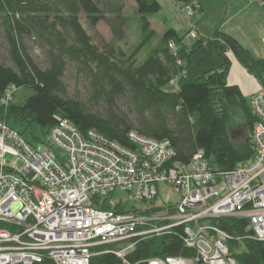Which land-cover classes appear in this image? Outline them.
<instances>
[{
  "label": "trees",
  "instance_id": "trees-1",
  "mask_svg": "<svg viewBox=\"0 0 264 264\" xmlns=\"http://www.w3.org/2000/svg\"><path fill=\"white\" fill-rule=\"evenodd\" d=\"M173 1L184 7L197 2ZM133 2L143 41L126 52L121 44L132 28L131 18L125 13L126 0H0V27L11 63L0 64V100L11 87L17 89L13 101L18 90L33 91L23 105L13 101L7 107L0 104V122L33 146L45 143L61 118L70 121L82 135L95 131L127 148L132 147L129 134L133 131L142 137L169 141L176 160L183 163L203 151L218 173L232 172L251 160L256 118L251 102L238 86L228 84V76L234 56L264 87V59H255L238 40L221 30L211 38L197 36L187 41L188 34L168 28L158 37L148 16L161 13V4L157 0ZM100 23L109 27L111 42L97 35ZM27 39L43 50L45 68L29 54ZM69 66L89 82L98 110L68 97L64 77ZM123 101L127 111L120 106ZM235 109L243 112L250 134L239 146L228 128ZM35 129H40L42 138ZM94 207L126 212L125 204L114 206L110 198ZM165 209L153 207L145 214ZM209 224L232 238L226 244L237 264H264V242L252 238L248 220L217 219ZM5 227L0 223V229ZM135 242V249L127 255L131 263L165 257L193 259L197 255L185 246L183 228ZM115 248L96 249L102 253L90 264H124L113 253ZM34 264L56 263L46 258Z\"/></svg>",
  "mask_w": 264,
  "mask_h": 264
},
{
  "label": "built area",
  "instance_id": "built-area-1",
  "mask_svg": "<svg viewBox=\"0 0 264 264\" xmlns=\"http://www.w3.org/2000/svg\"><path fill=\"white\" fill-rule=\"evenodd\" d=\"M251 1L264 7V0ZM199 9L197 3L188 6V15ZM197 36L193 30L187 41ZM16 90L9 88L0 104L7 107ZM251 109L256 118L253 158L229 173L216 172L203 151L189 163L177 161L169 141L134 131L127 148L95 131L82 135L70 121L58 118L46 142L36 147L0 122V223L6 226L0 229V264L42 263L46 258L56 264H90L102 253L96 249L112 245L124 264H237L226 244L232 238L209 222L248 220L252 238L264 242L263 88L252 97ZM7 156L19 160L23 169L10 165ZM160 185L181 198L164 212L94 207L108 198L114 206L124 204L117 194L153 202ZM175 228H183L184 244L196 251L195 258L128 261L136 240Z\"/></svg>",
  "mask_w": 264,
  "mask_h": 264
},
{
  "label": "rangeland",
  "instance_id": "rangeland-1",
  "mask_svg": "<svg viewBox=\"0 0 264 264\" xmlns=\"http://www.w3.org/2000/svg\"><path fill=\"white\" fill-rule=\"evenodd\" d=\"M157 1L162 6V12L157 15L148 16V20L151 28L158 34V37L161 36L168 28H174L175 30H178L177 32L180 35H183L186 33L189 34L191 31H195V29L200 27L209 37H213L218 30H221L226 34L228 33L231 35L232 33L239 38L241 44L251 52L255 59H264V33L262 35L259 33L261 28L264 26V20L259 19V21H257L255 19L253 10L245 7V5H247L245 0H197L196 3L203 6V12L195 10L194 16H189L187 7L177 5L173 0ZM248 2L254 3L251 0ZM257 7L264 10V7L260 4H257ZM135 10L136 5L133 0H126L125 13L131 18L132 25V28L127 31L125 41L121 44L122 49L126 52L133 50L136 44L139 45L143 41V37L139 31V17L135 14ZM164 21H166V25ZM96 33L107 43L113 40L109 27L104 23H100L97 26ZM95 39L98 40V38ZM25 44L28 47L29 54L35 62L42 68H45L47 66V62L43 50L38 47L33 40L27 39ZM144 55L145 54H142L141 57ZM0 64H4L6 66L11 65L7 56V47L1 27ZM230 71L232 72L228 79L234 80V78H237L232 66ZM64 83L66 84L67 95L69 98L81 101L88 107H94V109L97 108V105H93L92 90L89 82L82 75L78 74L73 66L68 67V70L65 73ZM261 88L264 90V87ZM32 94L33 91L29 89L18 90L13 102L18 105H23L25 100L32 96ZM246 99L248 102H251V97H246ZM120 106L124 111H127L125 101H123ZM245 124L246 120L243 112L239 109H235L228 128L230 130L231 137L237 146L242 145L244 140L250 136L249 132L245 129ZM35 130V134L42 138L43 136L40 129ZM25 137L30 139V136L28 135ZM47 138L48 137L44 139V142H46ZM40 145L41 144H35L36 147ZM57 153L61 156H65V154L60 151H57ZM7 160L9 164L13 165L16 169H23V165L19 160L10 156H7ZM158 192L159 195L153 202L135 201L132 197L130 198L127 195L117 194L115 197L117 198V196H119V199L123 200L125 210L127 212H131L133 210L145 211L153 207L164 209L170 204L179 203L181 200L180 195L174 193L169 186H158Z\"/></svg>",
  "mask_w": 264,
  "mask_h": 264
},
{
  "label": "crops",
  "instance_id": "crops-1",
  "mask_svg": "<svg viewBox=\"0 0 264 264\" xmlns=\"http://www.w3.org/2000/svg\"><path fill=\"white\" fill-rule=\"evenodd\" d=\"M249 0H245L246 4L245 7L248 9H252L253 10V15L255 17V19L257 21L260 20H264V10L260 9L259 7H257V4L255 3H249ZM201 5V4H200ZM202 10L201 12H203V6L201 5ZM195 29V28H194ZM178 31V30H176ZM197 35L199 37H205V38H211L209 37L206 32H204L200 27L195 29ZM260 35H262L264 33V26L261 28V30L259 31ZM187 34V33H186ZM228 34V33H227ZM185 35V34H183ZM230 35V34H228ZM233 38H235L236 40H240L239 38H237L234 34L231 33V35ZM240 42V41H239ZM241 43V42H240ZM232 69L234 71V73L237 75V78H234V80H230L228 79V84L230 86H238L240 88V90L242 91V94L245 97H252L254 96V94L262 87L260 85V83L257 81L256 78H254L253 76H251L250 74L248 75L247 71L245 70V68L236 60V58L234 56H232ZM231 72L230 71V76H231ZM248 75H246V74ZM251 76V77H249ZM229 77V76H228Z\"/></svg>",
  "mask_w": 264,
  "mask_h": 264
}]
</instances>
